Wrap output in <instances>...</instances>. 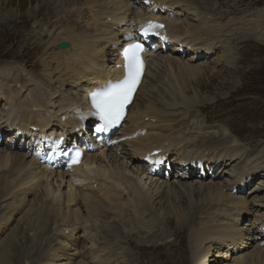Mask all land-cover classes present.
Returning a JSON list of instances; mask_svg holds the SVG:
<instances>
[{"label": "bare ground", "instance_id": "6f19581e", "mask_svg": "<svg viewBox=\"0 0 264 264\" xmlns=\"http://www.w3.org/2000/svg\"><path fill=\"white\" fill-rule=\"evenodd\" d=\"M50 1L55 4L58 2L56 0ZM86 1L91 19L89 23L90 32H81L72 27H64L59 32L56 30L57 34H55L56 36L49 45L45 44L46 53L53 59H57V83L60 85L54 87L57 89L56 91L51 89L46 95L47 92H44L40 85H35L32 88L35 93L31 90L26 91L25 85L20 81L18 82V75L15 71L10 70L8 72L11 74L6 75L2 71L4 68H0V121L7 122L9 128L13 129L15 133L30 135L33 138L31 145L38 144L39 148H42V143L50 140L49 150L63 152L65 151L64 147L67 145L65 141L67 134L75 131L78 135L76 142L80 138H84V140L91 138L86 144L93 143V147L96 149L93 151L94 153L86 157L85 163L71 168L64 166L59 168L50 164L41 165L36 160L28 158L26 153L16 149L15 151L0 150V188L5 193L4 197L13 196L21 190L29 191L31 195H42L44 198L42 204L37 203L39 204L37 208L34 204L30 205L23 215L25 224L29 227L32 226L33 219H37V231H43L42 236L38 235V239H43L44 231L48 226V228L52 227V230H59L60 233H64L62 234L64 239L66 238L65 233H71L73 237L78 228L90 231L93 236V231H100L102 228L98 225L99 230L95 229L92 224L97 222L94 221L101 219L105 221L115 217L123 222V215L128 214L132 215L133 224L155 227V224L161 223V219L163 220L161 213L163 214L164 205L167 203L170 205L171 214L167 217L163 215L168 224H173L171 220L175 222V217L171 216L174 214L177 217L176 220L179 226L181 225L184 229L188 228L189 230V226L195 224L199 213L204 210L210 215L208 225H204L203 228L195 231H187L188 246L190 245L193 264H211L212 248L210 246L203 248L204 243L215 241V243H219V250L223 245L225 247L229 245L231 248L232 245L237 246V244L244 242L240 237L241 233L238 232V228L242 222L244 223L243 219L246 218L245 221H248V214L252 211L253 206L248 198L238 195L241 192L237 193V190L244 189L248 184L247 180L254 176H260V172L264 171V150L258 148L248 152L246 147L240 143L238 137L232 134L231 128L229 133L228 125V127L220 123L211 126L204 125L205 119V122L202 121L203 124L199 122V124L191 126L189 133H187L180 125H174L173 123L179 121L178 117L182 119L184 115L191 114L196 107L207 104L213 99L205 94H201L205 97L197 95L195 93L196 87L190 83L191 78L196 81L209 71L213 73L217 70V65L211 66L205 61L214 56L218 50L219 53H222L217 61L219 64H234L235 60L231 45L233 42L229 34L235 28H239L240 25L235 21L230 24L234 25V28L228 29L229 26L226 27L225 24L217 26L216 23H213V19L205 16H200L198 23H191L172 15H169L172 17H168L163 16L161 13L160 15L148 14L144 8L137 7L134 10L131 7L132 3L126 0ZM156 1L161 4H168L172 8L184 6L194 13H197L198 10V8L189 7L192 0ZM68 2L69 6L70 2ZM161 4L159 7L162 6ZM164 7L166 6H162V8ZM209 10L214 11L215 9ZM259 11L255 16L256 18L249 21L250 24L247 23L244 25L245 27H240L242 29L238 36L236 35L237 37L242 40L253 39L259 41V43L264 42V7H261ZM132 15L135 16L138 28L144 29L146 27L144 23L147 19H156L166 24L165 30H150L153 34H158V37L151 39V41L161 46L169 45L171 53H178L177 50L182 48L181 45L177 47L170 44L184 42L187 49L183 50V53L187 51L190 53L189 56L192 57L187 58L188 55L180 56L183 54H166L164 51L144 54L147 65L146 77L144 76L135 96V102L130 107L131 111L129 109L130 113H128L121 131L117 132V136L116 133L110 135L96 133L97 128H104V123L98 118V126L92 132L88 130L91 118L87 117L85 120L81 116L75 118L72 115V110L80 108V113L84 115L89 92L105 85L109 80H119L124 76L122 58L119 56L121 50L119 45L123 41L120 37L127 39L130 34L136 36L137 31L134 32L130 27L132 26V22L130 23ZM45 18H53L52 20H54L55 12L49 11ZM2 23L3 21H0V24ZM38 26L42 27V25ZM34 27L37 31V26ZM243 30L244 33H242ZM151 32H148L145 36L148 41H150ZM35 37L38 39L37 35ZM30 38L32 37L25 39ZM62 41L68 42L69 47L63 50L58 49L60 52H55L54 44L57 45ZM14 54L19 56L18 50L14 51ZM17 58V56H14L15 60ZM47 62L49 63L50 60ZM5 65L9 64L3 66ZM157 68L163 71L164 78H162V74L155 76L154 71ZM151 72L153 73L151 74ZM150 75L155 77H150ZM67 90L70 92H67ZM58 92L64 94L62 93L63 97L59 98V102L57 101L58 104H56L55 99L60 97L57 95ZM142 93L143 98L138 102ZM136 104L139 106L137 110L134 109ZM45 111L50 112L52 116L45 115ZM65 112H67L69 118L60 121L59 115ZM207 120L209 119L207 118ZM44 128L50 131L47 132ZM42 135L45 136L42 137ZM100 140L109 142V144L112 143L113 147L116 143L117 150L112 149V147H97L95 142ZM155 148L168 152L175 150L172 153L181 154L182 160L190 159L191 155H197L199 156L198 160L204 163L197 168H205L210 161L214 162L215 165L213 166L217 169L230 165L231 161L240 162L229 169L228 176L235 177L230 182L232 184L195 179L194 177L197 174L193 173L188 176L178 175L175 176L176 178L173 175L171 180L170 176L160 180L164 176L162 175L155 180L148 173H145L146 167L144 166L130 170L129 163L126 161L127 155L136 159L140 158L145 151ZM252 156H254L253 159L250 158ZM122 158L123 163L119 164ZM190 162L194 163V159ZM157 168L159 167L156 166ZM170 169L169 167L168 171ZM56 170H61V172H56ZM55 182H58V185H55ZM78 183L83 185L87 183V187L92 189L88 190L83 187L78 189V186H80ZM263 183L261 182V184ZM63 187H66V189ZM63 189L65 190L64 194H62ZM125 190H127V195L124 194ZM62 195L64 198L63 201H60ZM197 196H201L199 197L202 198L201 203L197 202L198 200L192 201ZM160 197L165 199L166 203L164 204L160 200L161 202L158 201L160 207H158L155 201L159 200ZM80 203L86 209L85 217L80 209ZM180 207L184 211H181ZM7 208L16 210L12 203ZM12 214H7L8 218L0 223V230H3L10 219L13 218ZM262 215L259 225L262 223L264 229V214ZM50 220H54L55 225L60 220L62 226L57 229L52 224L50 225ZM107 230L109 236L116 231V229L108 228V226ZM162 233L166 235V231H162ZM247 234L249 238L252 232L248 231ZM8 235L0 241V243L2 242L0 244V255L2 254L0 264H20L19 257L15 260L16 255L13 253L14 251L12 252L13 249L10 248L13 244V237L15 236L18 239V235L16 232ZM126 237L130 245L129 241L133 237V232H129ZM168 237H170L168 240L170 246H176L173 239L178 238V234L173 231ZM253 237L251 236L249 239L250 244L255 246V250L251 253L233 252V264H264V249L255 245L256 242ZM63 238L61 237L63 243L57 241V245L60 246L61 250L63 249V253L62 251L58 252L60 249L57 251L53 247L51 250L46 249V255L49 252L50 257L48 259L50 263L48 264H63V259L70 253L68 252L70 250H67L62 244L71 245V243ZM33 240L29 246L31 245L30 249H34L35 253L38 249L40 250L41 245L35 239ZM105 249L112 251L113 247H103L102 250ZM121 251L118 254L125 258L127 254L124 253L125 251ZM97 252H90V260L105 263L101 251L97 250ZM28 253L30 254V251L27 250ZM72 256L73 254L67 260L72 261ZM78 264H90V262L80 260Z\"/></svg>", "mask_w": 264, "mask_h": 264}, {"label": "rangeland", "instance_id": "374dc122", "mask_svg": "<svg viewBox=\"0 0 264 264\" xmlns=\"http://www.w3.org/2000/svg\"><path fill=\"white\" fill-rule=\"evenodd\" d=\"M56 1L58 2L55 4L50 0H0V21H3V23L0 24V68H4L2 71L6 75H8V71L10 70L15 71L18 75V82L20 81V83L25 85L26 91L31 90V92L35 93V90L32 88L35 85H40L43 91L47 92L46 95H48V92L51 89H54L52 91H56L57 89L54 87H58L60 85L57 83V59L50 57L49 54L46 53L47 48L45 47V44H50L57 32L64 29V27H72L76 31L81 32H90L89 23L91 22V19L86 0ZM67 2L69 3V6ZM191 4L198 8L197 13H194L192 10H188L187 8H183V10L180 11L181 13L179 12V18L184 19L186 22L189 21L191 23H198L199 17L205 16L213 19V23H216L217 26H223L225 24L224 26H229L228 29H231L234 28V25L230 24H233L235 21L239 23L237 24L240 25V27H245L244 25L247 23L250 24L249 21L256 18L255 16L258 14L259 9L264 7V0H192ZM213 8L216 12L215 10H209ZM49 11L55 12L54 20H52L53 18H45ZM176 18L178 17L176 16ZM38 25H42V27H39ZM34 26H37V31ZM240 27L235 28L229 34V37L233 42L231 45L235 60L234 64H219L217 61L221 57L222 53H219L218 50L214 56L206 59L205 62L211 66L217 65V70L219 71L216 70L213 73H210L209 71L205 76H200L196 81L191 78L190 83L192 86L196 87L195 93H197V95L202 97L208 95L213 99L207 104L196 107L191 114L184 115L182 119L181 117H178L179 121H175L173 124L180 125L187 133H189L191 126L199 124V122L202 121L205 122V119L208 123L202 122L204 125L211 126L219 123L224 124L225 126L228 125L229 133L231 128L233 131L232 134L236 137L238 135L240 143L246 147L248 152H251L258 148H262L264 150V42L259 43V41H255L253 39L242 40L240 37H237L236 35H238L242 29ZM242 33H244V30ZM36 35L38 36V39H36ZM28 37L32 38L25 39ZM54 48L55 52H60L56 44H54ZM17 50L19 56L18 54H14V51ZM14 56H17L18 60H15ZM49 60L50 62L48 63L47 61ZM4 64H9L10 66H3ZM154 72L155 76L157 74H162L161 76L164 78L163 71L160 68L155 69ZM152 73L153 72H151V74ZM155 76L150 75V77ZM67 92L70 91L67 90ZM62 93H57L60 97L55 99L56 104L59 102L58 99L63 97L64 93ZM142 98L143 93L140 94L138 102ZM138 104H136V108H134L135 110L139 107ZM177 114L179 115L178 112ZM207 118L209 120H207ZM21 145L24 144L21 142ZM0 150L9 151L6 145L0 146ZM250 158L253 159L254 156ZM131 160L132 158H126V161L130 162ZM239 162L240 161H231L230 165L223 167L224 170H220L213 175L212 171L201 173L198 179L207 182L213 181L221 184L227 182L232 184L230 183L232 182V179H229V176L226 174L229 172L231 167L238 165ZM122 163L123 158L120 160L119 164ZM135 163H137V161ZM129 168L132 170V168L136 169L138 166L137 164L132 163L129 165ZM129 173L131 174L132 172L130 171ZM260 173V176H257L253 182H250V187L247 190L238 194L248 198L253 206L252 211L248 214V221H245L246 219H244V223L242 222L238 228V232L241 233L240 237L244 240V242L237 244V246L232 245L231 248L229 245L226 247L223 246L219 250V243H215V241L213 243H204L203 248L209 246L212 248L211 264H233V252L251 253L254 251L255 246L250 244L251 241L249 238H251V236H254L253 238L256 242L255 245H258L261 248L264 247V233L259 226L260 219L263 216L262 214H264V183L261 184V182H264V171ZM55 185H58V182H55ZM124 193L127 194V190ZM4 195L5 193L3 189L0 188V223L8 218L7 214L9 213H13V218L10 219L3 230H0L2 231L0 232V241L4 237H8V234L11 235L12 232L17 233L18 239L14 236L12 239L13 244L10 247L11 250L13 249L12 252L14 251L13 253L16 255L15 260L19 257L20 264H48L50 263L48 262L50 257L49 252L46 255V249L51 250L53 247V249H57V251L60 249L58 252L62 251L63 253V249L61 250L60 246L57 245V241L62 242L61 237L63 238L62 234L64 233H60L59 230H52V227L48 228V226L46 231H44L45 235L43 236V239H38V235L40 234L42 236L41 233L43 231H37V219H33L31 227L25 224V219L23 218L24 211H26L32 204L35 205V208H37L39 204H42L44 200L42 195H31V192L26 190L18 191L13 196L10 195L4 197ZM161 197L159 200H154L156 206L158 207H160L158 201L161 200L164 204L166 203L165 199ZM199 197L201 196L194 197L192 201L195 202L198 200L197 202L201 203L202 198ZM60 200L62 201L63 198L60 197ZM11 203L14 204L16 210L7 208V206ZM168 205V203L164 205V210L162 208L163 214L166 215V217L171 214L170 205ZM82 207L83 206H81L80 209H82ZM181 208L182 207H180V210L184 211L183 208ZM201 211L203 212L199 213L197 221L195 224L189 226V230L188 228L184 229L181 225L179 226L178 221L176 220L177 217L174 214L171 216L175 217V222L171 220L173 224L169 225L167 220H165L164 215L161 213L163 220L161 219V223L155 224V227H147V225L145 227L143 225L133 224L132 218H130L132 215H127L128 217L125 219L127 221V225H123L122 228L118 230L120 235L119 241L121 242L123 248L115 245L116 253H111L107 250L101 251L100 253L103 254V259L108 258L106 261L107 264H193L192 257L190 255V245L188 246L189 239L187 231H195L203 228L204 225H208V217L210 215H208L204 210ZM116 220L118 219H113L112 221L115 222ZM202 222L204 224H201ZM51 224L53 227H57V229L62 226V222L60 220L57 221L56 225L54 220H50V225ZM132 228L135 231H132ZM130 231L133 232V237L129 241V245L126 233L128 234ZM162 231H166V235L165 233H162ZM173 231L178 234V238L173 239L176 246H170V243L168 242L170 239L168 236H170ZM248 231L252 232V235L249 238L247 236ZM79 233L81 236V241L78 245L79 247L77 246L76 241H68L70 234H68V238H63L65 241L71 243V245H68L67 243L62 244V246L67 248V250H70L68 251L70 253L67 254V257L63 259V264H78L80 260H87L90 264H94V262L96 264L98 261L90 260L92 250L99 249L100 246L106 243L107 238H105L104 234L100 232V236L98 235L94 244H92L87 237L88 231L81 229ZM30 239L31 241H29ZM33 239L38 241L41 245L40 250L38 249L35 253L34 249H30L31 245L29 246ZM71 239L75 240V238ZM54 246L57 247L55 248ZM27 250L30 251V254H27ZM119 250H123L121 252L125 251L124 253L127 254L125 255V258L118 254L117 251ZM88 252L91 253L89 254ZM72 254L73 263H71V260H67V258H69ZM1 257L2 254L0 255V259ZM98 264H100V262H98Z\"/></svg>", "mask_w": 264, "mask_h": 264}, {"label": "snow or ice", "instance_id": "6c2138e0", "mask_svg": "<svg viewBox=\"0 0 264 264\" xmlns=\"http://www.w3.org/2000/svg\"><path fill=\"white\" fill-rule=\"evenodd\" d=\"M163 25L148 22L143 29L145 35L153 28H160ZM139 51H142V45L139 43L129 44L124 48L122 55L125 59V78L116 83H111L101 91L90 93L92 107L96 109L95 115H98L106 124H115L122 117L125 106L130 102L131 95L136 88L140 78L141 61ZM97 128L96 131H102ZM77 156L79 153L77 152Z\"/></svg>", "mask_w": 264, "mask_h": 264}, {"label": "water", "instance_id": "95a60500", "mask_svg": "<svg viewBox=\"0 0 264 264\" xmlns=\"http://www.w3.org/2000/svg\"><path fill=\"white\" fill-rule=\"evenodd\" d=\"M68 46H69V43H67V42H62V43L59 44L60 48H66Z\"/></svg>", "mask_w": 264, "mask_h": 264}]
</instances>
